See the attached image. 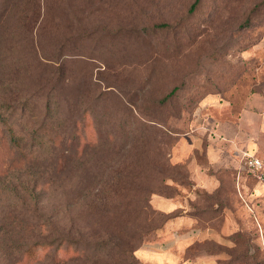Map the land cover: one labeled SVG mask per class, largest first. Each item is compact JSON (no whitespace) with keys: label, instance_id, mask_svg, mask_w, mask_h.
<instances>
[{"label":"rangeland","instance_id":"374dc122","mask_svg":"<svg viewBox=\"0 0 264 264\" xmlns=\"http://www.w3.org/2000/svg\"><path fill=\"white\" fill-rule=\"evenodd\" d=\"M193 2L0 0V264H264V0Z\"/></svg>","mask_w":264,"mask_h":264},{"label":"crops","instance_id":"0c3cea01","mask_svg":"<svg viewBox=\"0 0 264 264\" xmlns=\"http://www.w3.org/2000/svg\"><path fill=\"white\" fill-rule=\"evenodd\" d=\"M227 161H225V163H228ZM221 163L223 164V160H221ZM189 170H190L191 179L194 181L193 186L195 188L200 187V188H205L206 190H213L214 188L217 187L218 185L217 177H214V175L213 176L208 175V173L205 171L202 165H199L195 157L191 158L189 162ZM240 185L241 187H244V189H249L246 187L245 184H241L239 182L236 184L237 189L240 190ZM263 186L264 183L258 182L255 190L257 191V188L262 189Z\"/></svg>","mask_w":264,"mask_h":264},{"label":"trees","instance_id":"16d2710c","mask_svg":"<svg viewBox=\"0 0 264 264\" xmlns=\"http://www.w3.org/2000/svg\"><path fill=\"white\" fill-rule=\"evenodd\" d=\"M23 2V4H27V3H31L32 6H35L36 7V12L35 14L32 13L30 16V21H32L33 19V25L36 23V22H39L41 20V15H44L42 12L45 8V6L47 5L48 3V0H8V4L9 5H16V4H19ZM198 3V0H194V2L192 3V5L190 6V10L192 11L196 4ZM1 16L4 15V13H0ZM11 14V13H9ZM13 15V14H11ZM27 15H24L23 19H27ZM49 246L51 244L49 243H46V242H41V243H35L33 244L32 246H30L27 250V253H30V250H32L33 248H35L36 246Z\"/></svg>","mask_w":264,"mask_h":264},{"label":"built area","instance_id":"2783aa9c","mask_svg":"<svg viewBox=\"0 0 264 264\" xmlns=\"http://www.w3.org/2000/svg\"><path fill=\"white\" fill-rule=\"evenodd\" d=\"M245 164L258 179L264 178V163L260 158L248 156L245 159Z\"/></svg>","mask_w":264,"mask_h":264}]
</instances>
